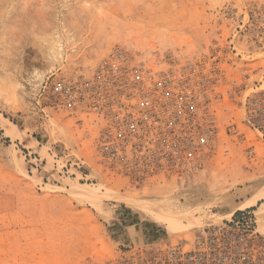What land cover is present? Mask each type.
Instances as JSON below:
<instances>
[{"label": "rangeland", "instance_id": "rangeland-1", "mask_svg": "<svg viewBox=\"0 0 264 264\" xmlns=\"http://www.w3.org/2000/svg\"><path fill=\"white\" fill-rule=\"evenodd\" d=\"M259 1L0 0V264H145L243 210L264 233V141L241 106L258 79L242 68L264 55L238 28ZM117 47L155 71L230 63L221 92L233 96L220 102L222 133L202 168L136 185L99 163L94 116L41 97L52 73L91 78Z\"/></svg>", "mask_w": 264, "mask_h": 264}, {"label": "built area", "instance_id": "built-area-1", "mask_svg": "<svg viewBox=\"0 0 264 264\" xmlns=\"http://www.w3.org/2000/svg\"><path fill=\"white\" fill-rule=\"evenodd\" d=\"M238 28L242 41L264 55V0L244 9ZM230 54L237 55L233 43ZM246 63L244 80L250 81L249 72L258 79L241 95L242 123L264 141V66L252 70ZM224 65L230 63L216 56L188 71H155L117 47L91 78L52 73L39 92L56 111L94 116L99 163L141 185L198 170L215 155L223 128L220 102L233 96L221 92L233 75ZM227 128L238 132L236 124ZM146 255L145 264H264V233L254 212L243 210L191 241Z\"/></svg>", "mask_w": 264, "mask_h": 264}, {"label": "bare ground", "instance_id": "bare-ground-1", "mask_svg": "<svg viewBox=\"0 0 264 264\" xmlns=\"http://www.w3.org/2000/svg\"><path fill=\"white\" fill-rule=\"evenodd\" d=\"M258 201H260V198H256V199H254L253 202H251V203L255 204V203H257ZM250 205H252V204H250ZM161 223H162L166 228L171 229L170 223L165 222V221H161Z\"/></svg>", "mask_w": 264, "mask_h": 264}]
</instances>
